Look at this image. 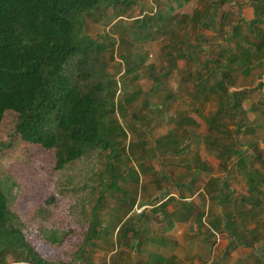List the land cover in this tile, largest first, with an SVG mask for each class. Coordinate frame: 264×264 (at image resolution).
Wrapping results in <instances>:
<instances>
[{
  "label": "rangeland",
  "instance_id": "obj_1",
  "mask_svg": "<svg viewBox=\"0 0 264 264\" xmlns=\"http://www.w3.org/2000/svg\"><path fill=\"white\" fill-rule=\"evenodd\" d=\"M211 1L215 0H181L178 6L174 0H141L126 12L110 8L104 13L105 16L102 17L101 13L96 12L95 17L87 20L85 35L105 45V50L100 52L101 63L107 73L118 82L114 103L128 99L122 113L120 108L115 107L111 115L113 125L119 129L116 134L123 133L117 139L120 142L118 148L112 150L113 159L108 157L110 150L96 149L89 151L80 160L66 165L62 170L53 171L54 151L25 143L20 135H18L19 139L16 138L19 143L14 148L3 149L2 143L10 140V134L18 121V113L7 111L4 114L0 124V188L6 195L11 206L10 210L17 216L18 221L24 224L21 229L25 238L46 263L135 264L136 261V264H148L143 261L147 258L148 248L149 251L156 250V244L150 240L152 237L155 238L158 231L155 228V221L160 215L151 216L153 220L149 223L151 230L142 233L140 241L143 246L139 248L138 254L126 247H118L125 243V240L121 239L119 242L113 227L129 212L133 213L134 221L138 220L143 212H151V205L154 207L157 203L156 195H159V188L165 189L161 187V183L165 182L167 189L174 188L176 180L173 181V178H177L176 170L184 169L185 165H188V171L191 170V157L196 149L199 152V146L208 139L207 136H218L224 146L229 145L230 141L239 142L235 148L238 147V150L244 151L243 157L251 169L252 153L258 152L255 146L256 141L264 145V117L258 118V114L252 111L259 99V93L244 96L246 100L240 107L244 116L242 120L238 118L235 111L229 120H220L222 124L214 128V131L205 121L210 117L198 120L196 118L199 115H197L195 119L198 122L187 126L194 131V144L188 150L174 151L175 145L172 143L163 149L158 142L160 130L164 128L165 132L172 129L173 125L174 128L176 127V121L179 120L178 113L182 109L183 111L189 109L196 114L200 112L198 110L200 109L201 113L207 111L210 114L217 108V96L221 93V89L213 88V91H210L209 88L214 84V80L207 78L204 74L205 60L217 59V66L224 64L220 59V49L224 47L234 49L233 42H227L226 38L231 30L230 24H235L241 19L239 14H243V7L239 5L242 0L219 3L215 15L216 21L220 22L224 16L228 15L226 26L221 32L211 29L207 24L202 26L203 24L200 23L195 26V22L192 23L189 18L195 11L204 9ZM168 7L173 9L169 13L175 19L172 26L160 32L153 31L155 33L152 35L146 36V29H139L136 34L135 27L140 19L153 23L158 12L162 9L167 11ZM185 16H187V23L185 21L181 25ZM161 24L158 27H163ZM260 26L264 29V24ZM242 32L251 40L253 37L257 39V33L252 37L247 34L246 29ZM192 47L201 48L198 49L201 51H196ZM179 49L185 53H191L189 58L191 55L198 59V62L178 58ZM167 53H171L172 56ZM127 62H132L136 68L130 76L123 75ZM202 73L203 76L200 79L198 76ZM259 73L256 71L254 77ZM136 75L138 77L135 79ZM240 75L232 74L234 82L229 88V94L239 90L245 93L252 91L254 86L251 79L240 77ZM203 96L211 97L210 103L195 100H202ZM174 99H177V102ZM163 103L164 106H162ZM224 123L228 124V128L224 126ZM241 123L246 126H243L239 133L236 130ZM254 123H259L261 128L255 129ZM181 136L185 140L190 137L188 133H182ZM212 148L213 152L218 153V148ZM222 150L221 152H228L223 148ZM203 152L205 151L200 152L202 156H204ZM211 161L215 164V166L211 164V174L216 178L219 176L224 178V182H220L227 186L223 194L225 198L231 200L230 203L223 205L222 212L229 213L234 219L236 205L239 204L238 199L236 202V197L240 194L237 193L239 189L245 190V185L241 183L243 174L240 173L235 157L227 162V170L226 167L223 168L224 162L218 164L215 158ZM110 163L123 172V181H116L119 187L117 192L110 188L113 183L112 174L106 172L111 169ZM197 164L199 169L201 164ZM127 168L130 170L128 171ZM205 169L208 173L207 164ZM184 178L187 182L188 176ZM256 179L254 177L253 180ZM192 181L195 183L194 180ZM101 183L109 186L103 187ZM100 196H103V200L97 212L99 233L92 240L94 245L85 248L84 253H81L80 249H84V239L91 222L92 210ZM212 205L214 209L218 205V200L214 197ZM210 208L209 205L208 209ZM223 220L225 221V218ZM206 222L209 223V220L206 219L205 225H207ZM234 226L235 222L223 230L213 228L222 242L233 237ZM164 228L166 231L168 227ZM104 229L111 231L107 241L101 235ZM227 230L233 233L228 235ZM51 232L55 233L57 242H52V238L48 237ZM211 238L213 244L218 239L214 235ZM155 240L158 243L157 237ZM26 257L27 255L20 251L17 253L10 251L6 262L14 264L19 260L24 261ZM153 264H156L155 260ZM159 264L167 263L162 261Z\"/></svg>",
  "mask_w": 264,
  "mask_h": 264
},
{
  "label": "trees",
  "instance_id": "obj_2",
  "mask_svg": "<svg viewBox=\"0 0 264 264\" xmlns=\"http://www.w3.org/2000/svg\"><path fill=\"white\" fill-rule=\"evenodd\" d=\"M140 1L0 0V124L7 111L18 113V121L10 134V140L2 143L4 150L14 148L19 143L17 139L20 135L25 143L39 145L47 151H54L53 171L62 170L66 165L80 160L89 151L96 149L110 150L108 157L112 158V150L118 148L120 142L117 139L123 133L116 134L119 129L113 125L111 115L115 107L120 108L122 113L123 106L128 99L114 103L118 82L107 73L100 60V52L105 50V45L85 35V28L87 20L95 17L96 12L101 13L102 17L110 8L126 12ZM225 1L229 0L211 1L201 11H195L189 20L192 23L195 22V26L200 23L203 24L202 26L207 24L211 29L221 32L226 26L228 15L224 16L220 22L216 21L215 15L219 3ZM254 1L257 5L254 6L253 20L246 21L241 18L237 23L230 24L231 30L226 41H232L235 47L234 49L229 47L220 49V59L224 64L217 66V59L207 58L205 60L204 74L207 78L214 80V84L209 88L210 91H213V88L221 89L218 95L221 96V101L214 122L220 118L229 120L235 111L240 109L245 92L237 93L238 98L234 97L236 93L229 94V88L234 82L232 74H249L252 62L259 61L261 58L259 54L264 50V36L261 44L257 46L242 32L246 29L247 34L253 36L254 32H258V26L264 23V0ZM174 2L179 6L181 0H174ZM166 9L167 11L162 9L158 12L153 23L146 22L143 18L140 19L135 27L136 34L139 29H146V36L152 35V33L172 26L175 19L169 13L173 9L171 7ZM239 15L241 17V14ZM186 20L187 16L180 24L182 25ZM159 24L163 27H158ZM192 48L201 51L198 50L201 48ZM179 50L181 52L179 51L178 58L198 62V59L191 55L189 58L191 53ZM167 55L172 56L171 53ZM134 65L132 62H127L123 75L130 76L135 72ZM202 76L203 73L198 77L201 79ZM137 77L138 75L134 78ZM161 108L159 106V109ZM242 126L246 124H238L239 133ZM225 127H228L227 123ZM214 128L216 125L212 129ZM211 144L218 148V153L227 162L235 157L239 160V169L246 168L244 151L238 150V147L235 148L239 142L230 141L229 145L224 146L220 138L216 136ZM222 148L228 152H221ZM109 166L111 169L106 172L111 173L113 179L110 188L117 192L119 187L116 181H123V172L112 163ZM127 169L130 170V168ZM217 183V180L211 179L213 191L215 186V191H218V206L223 207L225 201L230 202L231 200L223 195V190L227 186L221 183L222 185L219 184L217 187ZM101 184L103 187L109 186ZM102 200L103 196H100L92 210L91 222L84 239V249H80L81 253H84L85 248L94 245L92 240L99 233L97 227L100 224L97 212L101 208ZM247 201L244 199V203ZM170 204L171 200L168 199L159 207L151 205L152 214L143 212L135 221L132 218L133 213L129 212L113 227L119 242L121 239L125 240V243H120L118 247H126L138 254L139 248L143 246L140 241L142 233L151 230L149 223L153 221L152 215L154 217L160 215L158 221H155V228H160L155 238L152 237L150 240L157 245L156 237L167 232L171 226L172 217L170 218V215L165 212ZM10 207L6 195L0 188V264H9L6 258L10 251L16 253L20 251L27 255L24 261L19 260L14 264H48L32 249L21 229L24 224L18 221ZM223 218H225L224 222ZM216 221V227L225 228L233 224V218L225 212L218 215ZM163 226L168 227L166 231ZM110 233L109 229L101 231L106 241ZM48 237L52 238V242H57L54 232H51ZM60 241L61 238L58 242ZM157 249L159 248L149 251L148 248L147 260L144 261L148 264H153L154 260L156 264L161 263L162 260L157 258L160 257L156 254ZM150 259L152 261H149Z\"/></svg>",
  "mask_w": 264,
  "mask_h": 264
},
{
  "label": "crops",
  "instance_id": "obj_3",
  "mask_svg": "<svg viewBox=\"0 0 264 264\" xmlns=\"http://www.w3.org/2000/svg\"><path fill=\"white\" fill-rule=\"evenodd\" d=\"M239 5L243 7L241 18L246 21L253 20L255 17L254 6L257 5L256 2L254 0H242ZM244 14L247 15V17H245ZM260 25L258 26L257 39L255 40V37L252 36V41L257 46L261 44L264 36V29H262ZM263 54L264 50L259 54L261 56L259 61L252 62L250 66L251 72L249 74L240 75V77L251 79L252 85L254 86L251 89V92L245 93V97L250 93L253 95L259 93L257 104L254 105L252 110L255 114H258V118L264 117ZM256 71H259L260 73L256 75L255 78L254 75L256 74ZM261 72H263L262 75ZM239 91L241 92V90ZM239 91H236V93ZM244 96L242 102L246 100ZM210 98L211 97L209 96H203L202 100H195L203 101V103H210ZM174 101L177 102V99H174ZM220 101L221 96H217V108L214 113L210 114H208L207 111L201 113L200 109H198L200 112H197V114L189 109L184 111L182 109L178 113L179 120L176 121L175 128L173 125L172 129L166 130L165 132L164 128L160 130L158 136V142L160 143L159 146L166 149V147L172 143L175 145L174 151L177 152L180 150L183 152L184 150L191 148L190 146L194 144V131L187 126L195 125V123L198 122L196 119L199 120L200 118L210 117L205 121L209 128L214 131L212 128L215 125L217 127V125L222 124V121H220L222 118L214 122V118L218 115ZM203 109L204 108L202 107V110ZM236 114L240 120L244 117L241 109H238ZM197 115H199V117H197ZM224 125L226 126V123H224ZM253 126L255 129L261 128L259 123H254ZM182 133H188L190 137L187 140L184 138L182 139ZM214 137L207 136L209 141L207 142V140H205L203 145L199 146V152H197L196 149L193 157H191V170L188 171V165H185L183 167L184 169L179 168L176 170L177 178H173V181L176 180L173 189H167L168 186H166V183H161V187H165V189L159 188V195H156V199L158 200L155 207H159L170 199L171 204L166 207L165 212L170 215V218L172 217V221L169 231L163 232L157 237L160 239H158L156 245V248H159L157 249L156 254L160 256L157 258H160L163 263L167 264H264V145L261 143L259 144L258 141H256L258 144L256 143L255 146L257 147L258 152L252 153L253 157L251 158H253V161L250 163L251 169L246 165L244 170H240V173L243 174L241 175V183L245 185V190L239 189V192L237 193L240 195L236 197V202L238 199L239 204L236 205V216L234 215L235 218L233 219L235 226L232 231H234V233L231 231L226 233L228 235L233 233V237L230 239L227 238L221 242L219 240V235L216 234L217 232L215 233L214 228L222 230L224 228L215 226L217 224L216 219L218 215L222 214L223 207L217 205L215 209L213 208V197L217 199L216 195L218 194V191H215L216 186L213 191L211 179L217 180L218 187L220 182L224 181V178L220 176L216 178L213 176L210 168H212V165L215 166L211 161V159L215 158L218 160V164L224 162L223 168L226 167L227 170V161L222 158L219 153L213 152L212 147H216L211 144ZM202 150L206 152V154L203 152L204 156L200 154ZM208 155L214 158H210ZM197 163L201 164L199 169H197ZM236 163L239 166L238 159H236ZM206 164L209 167V174L205 169ZM203 175L206 176L203 177ZM184 176H188L187 182ZM251 177H253V179L256 177L257 179L253 180ZM192 180H194L195 183ZM251 180L253 181L251 182ZM244 199L248 200L246 202L247 204L244 203ZM226 203L230 202L225 201L224 204L226 205ZM209 205L211 206L210 209H208ZM212 209L214 210L211 211ZM220 210L221 212L219 213ZM148 214L150 215L151 212H148ZM208 217H211V219ZM206 219L209 220V223L206 222L207 225H205ZM159 228L160 227H158V229ZM213 235L218 237L214 244L211 238ZM145 260H147V258Z\"/></svg>",
  "mask_w": 264,
  "mask_h": 264
},
{
  "label": "water",
  "instance_id": "obj_4",
  "mask_svg": "<svg viewBox=\"0 0 264 264\" xmlns=\"http://www.w3.org/2000/svg\"><path fill=\"white\" fill-rule=\"evenodd\" d=\"M135 264H136V261H135Z\"/></svg>",
  "mask_w": 264,
  "mask_h": 264
}]
</instances>
